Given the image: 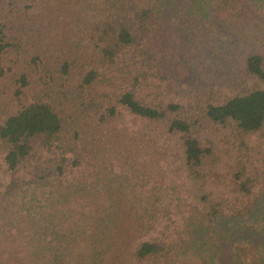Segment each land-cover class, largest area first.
I'll use <instances>...</instances> for the list:
<instances>
[{
  "label": "trees",
  "instance_id": "1",
  "mask_svg": "<svg viewBox=\"0 0 264 264\" xmlns=\"http://www.w3.org/2000/svg\"><path fill=\"white\" fill-rule=\"evenodd\" d=\"M257 236L264 0H0V264H262Z\"/></svg>",
  "mask_w": 264,
  "mask_h": 264
},
{
  "label": "rangeland",
  "instance_id": "2",
  "mask_svg": "<svg viewBox=\"0 0 264 264\" xmlns=\"http://www.w3.org/2000/svg\"><path fill=\"white\" fill-rule=\"evenodd\" d=\"M180 54L179 53H176L175 55H174V57H172V59L170 60V61H172V63H173V66H174V70H176L177 72H176V74H182V70H183V68L181 67V63H179V61H180ZM128 222H131L132 221V219H131V221L130 220H127ZM230 231H233V228L232 229H230ZM243 232V234H242V236L245 234V235H247L248 233L246 232V230H243L242 231ZM256 240H260V242H261V246H262V248L264 249V236H262V237H256L255 238ZM217 242L220 244V246H225V241H223V242H221V241H219V240H217ZM210 245L214 248L213 250H208V251H205V247L204 246H202V248L200 249V252H198V253H196V254H194V253H192L191 255H190V257H189V259L187 260V264H212L211 263V261L209 260V256L214 252V251H217L218 249L215 247V243L212 241V242H210ZM226 250H224L223 252L225 253V255H227V244H226ZM219 251V250H218ZM217 257V256H216ZM215 257V258H216ZM221 258H222V256L220 255V256H218V259L219 260H221ZM262 264H264V262L262 263Z\"/></svg>",
  "mask_w": 264,
  "mask_h": 264
}]
</instances>
